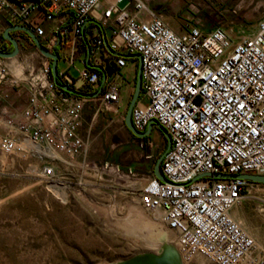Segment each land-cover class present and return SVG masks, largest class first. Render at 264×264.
I'll use <instances>...</instances> for the list:
<instances>
[{"label":"built area","instance_id":"2783aa9c","mask_svg":"<svg viewBox=\"0 0 264 264\" xmlns=\"http://www.w3.org/2000/svg\"><path fill=\"white\" fill-rule=\"evenodd\" d=\"M147 1L0 0L1 51L10 44L2 37L4 28L21 25L56 54L61 83L84 92L99 89L95 97H83L60 88L52 80L51 59L25 31H10L16 56L28 46L36 64L16 75L0 56V152L47 160L38 174L59 199L68 196L61 179L70 174H78L72 191L123 177L136 182L131 168L87 161L80 128L88 100L99 99L114 111L126 103L135 71L123 79V68L129 58L134 67L137 59L130 54L138 53L141 88L132 124L143 131L154 120L169 134L170 146L160 162L167 181L151 168L137 181V204L174 232L184 264L196 257L213 264H264V244L232 216L254 182L197 177L264 174V14L252 33L232 40L221 26L208 30L187 23L176 30ZM96 65L103 70L102 83ZM17 96L25 101L14 105ZM137 140L153 146L149 135Z\"/></svg>","mask_w":264,"mask_h":264},{"label":"rangeland","instance_id":"374dc122","mask_svg":"<svg viewBox=\"0 0 264 264\" xmlns=\"http://www.w3.org/2000/svg\"><path fill=\"white\" fill-rule=\"evenodd\" d=\"M124 4L125 1L119 5ZM149 6L152 11L165 14L176 30L187 23H198L208 30L221 26L232 40L252 33L264 14V0H149ZM17 59L22 69L31 62L36 64L35 53L28 46L22 47ZM131 63L132 58L127 59L123 79L136 71L137 62L134 67ZM75 65L82 67L77 61ZM71 73L76 75L75 70ZM130 96L124 103L126 106ZM124 104L114 111L99 99L88 100L80 131L87 143V161L115 164L120 170L131 168L136 173V182L123 177L111 184L103 181L101 186L87 183L72 191L78 174H70L66 175L68 179H61L67 181L64 183L68 196L59 199L38 174L47 160L0 152V264H108L136 252L158 251V243L152 245L145 239L148 235L143 225L123 231L113 223L115 218L126 216L131 204H137V181L151 170L155 157L165 147V139L156 126H152L149 134L152 147L141 144L130 134L121 119ZM146 154L154 156L147 158ZM65 172L62 170L60 174ZM232 213L264 244V184L254 182ZM188 264L213 263L196 257Z\"/></svg>","mask_w":264,"mask_h":264},{"label":"water","instance_id":"95a60500","mask_svg":"<svg viewBox=\"0 0 264 264\" xmlns=\"http://www.w3.org/2000/svg\"><path fill=\"white\" fill-rule=\"evenodd\" d=\"M16 29H21V30L25 31L32 38V40H33L34 44L36 45V47L38 48L39 52L43 56L51 59L50 72L52 75V80L54 81V83L56 85H58L60 88L66 90L68 92H71V93H74V94H77V95H80L83 97H95L97 95L99 89H96L93 92H83L81 90L71 88L68 85L63 84L61 82H58L57 81V73H56V59H57L56 54L46 50L44 48V46L38 41V39L34 36V34L30 30H28L27 28H24L21 25H10V26L5 27L4 30L2 31V37L9 41L12 49L9 52H4V51L0 50V56L1 57L8 58V57L16 56L18 54L19 48H18L17 41L10 34V31L16 30ZM104 44H105L106 48L111 53H116L109 48V46L105 40H104ZM130 56L137 59V65H136V73H135V81H134L133 90H132L130 99L127 103L125 113L123 115V124L126 127V129L130 132V134L136 138H143L145 136H148L151 132L153 123L156 126V128H158L160 130V132L162 133V135L165 139V147L155 157V160L152 164V173L157 179L165 182L167 180L164 178V176L161 173L160 162L162 160L164 153L167 151V149L170 146V136L166 132V130L160 124L156 123L154 120H150L146 124V127L143 131H139L133 126L132 121H131V111H132L133 105L135 104V102L138 98V95L140 93V88H141L140 55L138 53H133V54H130ZM86 65L92 66V64H90V62L88 61L87 58H86ZM94 67L101 71L102 75H101V81L100 82L102 83L104 81L103 70H102L101 66H99V65H96ZM204 175H211L214 177H237V178L247 179V180L255 182V183L264 184V174L205 173V174H201L197 177L204 176ZM108 264H180V258H179V253L173 244H164L162 251L158 254L154 253V252H148V251L147 252L146 251L136 252V253L128 256V257H125L122 259H117V260H115V262L114 261L109 262Z\"/></svg>","mask_w":264,"mask_h":264},{"label":"bare ground","instance_id":"6f19581e","mask_svg":"<svg viewBox=\"0 0 264 264\" xmlns=\"http://www.w3.org/2000/svg\"><path fill=\"white\" fill-rule=\"evenodd\" d=\"M5 63L8 66L11 73L16 74V75H19L21 73L23 66H22V63L20 61H18L17 56L8 57L7 59H5ZM134 203H136V202H134ZM100 208L102 210H105V208H103V207H100ZM127 211L128 212H127L126 216L124 215L125 217L123 219L115 218L113 220L114 225H117L119 229L121 228V230L123 229V231H124V229L132 230V229H136V227H138V226L140 227V225H143L147 229V235L148 236H146V237L144 236L145 239L147 240V242L149 244H152V245H155L157 243L159 244L158 251L155 252L157 254L162 251L164 244H172V241L174 240V238H173L174 234L170 230L164 229L162 227V224L158 220H156V219L154 220L153 217H149L147 214H145L142 211L141 207H139V205L131 204ZM232 216L235 218L233 213H232ZM127 232L130 233V231H127ZM131 233H133V232H131ZM174 246L177 249L176 245H174ZM144 251H146V250H144ZM177 251H178V249H177ZM178 253H179V251H178ZM179 258H180V264H183L182 261H184V259L182 258V255L180 253H179Z\"/></svg>","mask_w":264,"mask_h":264},{"label":"crops","instance_id":"0c3cea01","mask_svg":"<svg viewBox=\"0 0 264 264\" xmlns=\"http://www.w3.org/2000/svg\"><path fill=\"white\" fill-rule=\"evenodd\" d=\"M148 3V6H149V0L147 1ZM150 7V6H149ZM157 6H152V8H156ZM165 16V19H166V15L164 14ZM167 20V19H166ZM172 26V25H171ZM174 27V26H172ZM25 101V98L23 96H17V97H12V100L11 102L14 104V105H19L21 103H23Z\"/></svg>","mask_w":264,"mask_h":264},{"label":"trees","instance_id":"16d2710c","mask_svg":"<svg viewBox=\"0 0 264 264\" xmlns=\"http://www.w3.org/2000/svg\"><path fill=\"white\" fill-rule=\"evenodd\" d=\"M11 49H12V47H11V45L9 44L5 49H4V51L5 52H9V51H11ZM134 60H135V58H133ZM135 73H136V71H135ZM57 81L58 82H62V79L57 75ZM83 91V90H82ZM85 91V90H84ZM83 91V92H84ZM133 136V135H132ZM134 138H136V137H134ZM136 139H139V138H136Z\"/></svg>","mask_w":264,"mask_h":264}]
</instances>
